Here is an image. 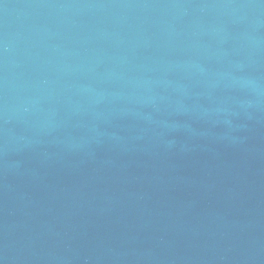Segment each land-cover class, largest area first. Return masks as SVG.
<instances>
[{
  "label": "water",
  "instance_id": "water-1",
  "mask_svg": "<svg viewBox=\"0 0 264 264\" xmlns=\"http://www.w3.org/2000/svg\"><path fill=\"white\" fill-rule=\"evenodd\" d=\"M0 264H264V0H0Z\"/></svg>",
  "mask_w": 264,
  "mask_h": 264
}]
</instances>
